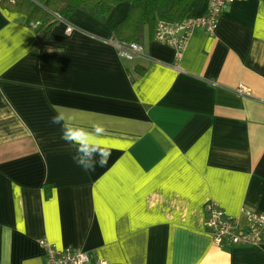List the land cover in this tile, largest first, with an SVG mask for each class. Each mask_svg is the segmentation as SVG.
Here are the masks:
<instances>
[{"label":"crops","instance_id":"0c3cea01","mask_svg":"<svg viewBox=\"0 0 264 264\" xmlns=\"http://www.w3.org/2000/svg\"><path fill=\"white\" fill-rule=\"evenodd\" d=\"M128 8L42 25L0 4V264H46L42 237L103 264H264V244L217 246L204 222L211 199L264 212V0L226 3L177 60L153 36L120 55ZM57 111L104 122L105 167L74 164Z\"/></svg>","mask_w":264,"mask_h":264},{"label":"built area","instance_id":"2783aa9c","mask_svg":"<svg viewBox=\"0 0 264 264\" xmlns=\"http://www.w3.org/2000/svg\"><path fill=\"white\" fill-rule=\"evenodd\" d=\"M230 1L232 0H209L204 14L187 15L183 19L169 23L159 21L153 38L174 47L177 60L187 44L190 31L194 27H202L206 31L212 32L221 10ZM56 16L58 19H63L58 14ZM72 29L73 26L68 23L66 32H70ZM110 41L115 44L120 55L126 58H132L142 51V46L139 43L125 44L114 34L110 36ZM248 90L243 85L238 88V91L243 93ZM205 211V226L215 245L264 244V212L242 207L237 214H229L218 201L212 199L205 203ZM40 243L44 247L46 264H103L105 262L101 258L92 259L87 251L77 247H59L44 237L40 238Z\"/></svg>","mask_w":264,"mask_h":264},{"label":"trees","instance_id":"16d2710c","mask_svg":"<svg viewBox=\"0 0 264 264\" xmlns=\"http://www.w3.org/2000/svg\"><path fill=\"white\" fill-rule=\"evenodd\" d=\"M122 1H128L129 8L116 22L114 35L128 44L152 37L159 21L169 23L185 18L192 0H2L0 4L26 13L28 23L39 20L42 25H50L58 20L56 14L67 18L76 9L104 19ZM143 70L144 67L137 68L136 72Z\"/></svg>","mask_w":264,"mask_h":264},{"label":"clouds","instance_id":"9594fccd","mask_svg":"<svg viewBox=\"0 0 264 264\" xmlns=\"http://www.w3.org/2000/svg\"><path fill=\"white\" fill-rule=\"evenodd\" d=\"M50 123L60 127V138L74 150L71 157L74 164L86 174L107 165L112 150L103 121L91 120L82 124L74 116L57 111L50 117Z\"/></svg>","mask_w":264,"mask_h":264}]
</instances>
